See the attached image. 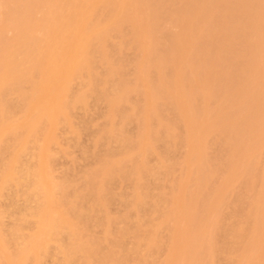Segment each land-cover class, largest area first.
<instances>
[{"label": "bare ground", "instance_id": "bare-ground-1", "mask_svg": "<svg viewBox=\"0 0 264 264\" xmlns=\"http://www.w3.org/2000/svg\"><path fill=\"white\" fill-rule=\"evenodd\" d=\"M108 1H113V0H16V3L19 4L21 2L23 4L22 7L23 8L25 7V9H23V16L20 18L17 16L16 10L13 11L14 8L12 6L9 7V5L5 4V7H4V4L2 5L3 8L5 9V11L2 13V15L0 17V41H2V43H0V44H2V47L0 46V48L3 49V53L1 52L2 58L0 57L1 58V60H0V204L1 205L3 204V206H4L6 204V202H8L10 205L9 206H8V204L6 205L8 207V209L5 206H4L5 210H4V208H3V210L0 209V264H48L49 263V262H47L48 259L51 262V260L54 261L55 258L58 260V262L55 261L57 264H145V263H147V262H145L146 259L149 260L150 256L158 254L159 250H161L160 245H162V243L160 244V237L158 239L157 238L158 235L156 236V234H155L158 231L155 232L156 226H154V224H153V223L156 224V221H155V219H154V221L152 220L153 222L151 221V219H153V217L157 213V211H155L156 210L155 209L154 210L155 212H153V211L151 212V210H152V207H155V205L153 206V204L158 203L157 202L158 199L161 201L160 198H162V197H160V195H158L157 193L154 192L156 190V188L154 191H153V189L150 188L149 183L150 184L152 183L151 185H153V182H149V183L147 182V181H150L149 177L152 178V176H153V181L155 180V178L160 177V173L159 174L157 173L159 176L155 175V177H154V174H156L157 169L155 170V169L151 168V166L148 163V160H150V159H147V158H150V157H148V151H147L148 149L144 150L145 148H143L142 146L141 147L139 146V148L135 147V149H138V150L137 151L135 150L137 153L133 154L134 146L137 145L138 141H140L142 143V141L139 140L140 136L138 138L136 136V138L138 140V141L136 140L137 141L136 142L132 138H124L123 137L124 134H122L121 132L120 133L122 135H120L119 132H118V134L116 132L115 134L120 135V137L119 136L118 137H119L120 141L122 142V148L118 151V153L117 152H115V153L111 152V150L109 151V149L111 148V147H109L107 150L110 152V154L108 153L107 150L105 151V153L102 152L103 154H101V150H98L100 153H99V155L97 153V156H96V158H98L99 161H101V160L103 161L104 157H106V156L108 158L111 157L113 159V166H114L113 168H115V169H112L114 171V174H111V172H110V174L107 172L106 173L103 172L102 174L105 173L104 175H102V174L99 175V173L96 172V171L99 172V170H96L94 172V170H93L94 168L92 169L94 173L89 174L88 172L90 170L87 172L88 174L86 173L87 174L86 176L89 175L91 177V179H93L92 181H94L95 178L97 179V177L99 178V176L101 177V178H99V181H98L99 183L96 182L97 180L95 182H93V184L97 183L93 187H92V184L90 185V183H92L91 180H90L91 182L90 181L86 182L87 179H89L90 177L88 176L89 178L85 179V182L87 183V185L89 183L88 187H86V186L85 187L88 189L92 188V193H91L92 195L90 194L91 199L92 198L96 199L97 197L95 198L94 196H98L99 198L97 200H100V198L103 199V200L102 199L100 200L101 203H104V201H107L106 198H108L107 196H108L109 191H110L109 187L113 183L112 182L110 184V181L113 179L114 176H117V177L121 176L122 178H124V179H122V180H125L124 183H126L127 179L129 181H131V179H133V178H135L138 181V179H140V178L137 179V175H138L137 172H136L137 175L134 174L135 170H137L136 168H139V170L142 169V171L137 170V171H139L138 173L144 171V173L146 174V176H144V174L143 175L139 174L140 176L138 175V177L143 176L146 178L147 176H149V177H147L148 179L146 178L147 181H146V179H143V177H141L145 181L141 182L142 179H140L141 183H139V184L137 181L136 182L132 181L135 183V185H133L135 188V192L133 195L135 202L131 205L128 202L129 201L128 200L127 204L129 203L133 209H136V211L138 210L137 214L140 213V217H139L138 222H129L133 217L130 220H128V222L125 221V223H123V224H125V226L118 223V224H120L121 227L123 226V228L121 231L118 230L119 234L116 233L117 236H116V234L113 235V234L108 232L106 234L107 236H105V238H103L104 242H101L99 239H96L98 237H96V238L94 237L95 236L94 231L96 230L95 228L99 229L98 227H96V225L98 224L96 222L97 215L96 214H90L89 212L91 210L88 209V210H90L88 212V210L86 209L85 205L88 208L89 204L84 205V203L87 202V198L84 197V195L82 194L83 192L82 193L79 192V190L81 191V189H79L80 187H78L79 190L77 189V191H78L77 192V191L72 190L73 187H75V186L72 185L73 187L72 186L69 187L68 186L69 183H68V185H66L67 184L66 180H65L66 181L65 183L62 180L61 181L63 183H61V181H60V183H56L54 181L55 179H53L54 178L53 171H55V169L53 168V170H52L51 158H54V157L56 158V156L52 157L54 154H52V156H51V153L56 152V155H58V153L61 152L63 149V147H62V149H60L59 152H58L59 149H57V151L52 150V149L56 150V147L52 148L53 147L52 145L57 143V135H58L57 133L59 131V129H58L57 133L54 134V132L56 131V129H54V128H56L57 126L56 127H53V126L54 125L59 126L62 124V126L65 125L67 127V129H69L68 127L73 128L72 127L73 122H71V119H69V115H71V114H69V112L71 111V108H73V106H74L73 104H75V101H77L78 103L80 102L79 103L80 107L79 106H77V107L81 108L83 106L81 103H84V105L86 106L85 103L87 102V99H86L88 97L87 95L89 93L91 95L93 93H96L95 95H97V97L95 96L96 99L94 97V99H93L94 101H96V100H98V102L99 101H101V102L102 101L103 102L110 101L109 102L110 104H108V106L111 105V107H109L110 108L109 111L111 109H112V111L108 113L109 115L107 114V118H109V119L116 118L117 119V117L118 118L120 117V120H121L124 117V114L127 113L125 110L126 109L125 107H127L126 105L131 104V102L128 103L126 101L129 99L125 98V96L127 95L125 92H128L130 90V93H128V94L131 95V91L137 89V88L135 89L133 86V90H131L132 85H130L131 86L130 87L129 84H132V83L129 81L130 78H128L130 76H127L128 70L126 71V69H125L127 67L124 68V66H121V64L119 66L116 64L117 58L115 57L114 54L112 55V51H110V53H108L111 55H108V54L103 55L102 54L103 58H101V60L103 61V59H104L105 61H103V62L107 63V64L105 63L107 65V68L105 70L106 71L105 74L102 75L103 78L99 79V77L101 78V75H100L101 73H99L100 76L98 77V80H97L96 76H98V73L95 72V73H97L96 76L94 73V71H95L94 69H96V67H97V66L94 67V65H97L96 64L97 59L99 60V57H95L94 55H95V52H98L100 50V48L102 49V45H103V44H101V42L103 43V40H102L103 37L102 36H104V35L111 36V34H114V33L116 34V32L118 31V28L115 25V19H114L112 12L118 6H120V11H121L120 22L125 23L129 20L130 10H133L132 7H130L131 2L142 1V0H120V2L117 4V7L114 10L112 8L113 6L112 7L111 6L110 7H108V6L104 7L103 4L105 2L107 3ZM149 1L150 2L152 1V3L154 2V0H149ZM174 1L176 2V0H174ZM177 1L178 2L176 4H174L175 2L173 3L170 1L172 4L175 5V6L173 5V9L175 12H176L175 9H178V8L182 9L184 6L188 5V4H186V5L182 4L181 5V3L178 4L179 0H177ZM156 2H158V0L155 1L154 3H156ZM201 2L203 4V6L206 4V3L204 4L203 1H201ZM215 2H216V0H215ZM230 2H228V4ZM247 2L248 1H246V3ZM186 3H187V0H186ZM194 3H193V5L195 6L196 4H194ZM162 4H163V2H162ZM159 5H161L160 2H159ZM179 5H181V6H179ZM197 5L199 7V3ZM176 6H177V8H175ZM189 6H186V7H189ZM194 6L191 7L193 9V11L195 10L198 13H200L198 11L200 8L197 7L198 9L196 10L195 9L196 6L195 7ZM180 7H182V8H180ZM247 7L248 6H246L245 8H247ZM165 8L166 7L164 4V9ZM191 8L190 9L188 8L187 11H184L185 10V8H184V10H180L181 12L177 10V12H180V13L176 14V17H177V15H179L178 17H180V19L177 17L178 19L175 18V21L180 20V22L182 23L183 26L185 25V22H187V25L190 24V23H188L190 21V20L188 21V18H190V16L193 15V11ZM214 8H215V6H214ZM89 9L100 10L99 12L101 13L102 18L96 19L93 23H89V22H86L85 20H83L82 16ZM201 9H203V8H201ZM171 10L169 9L167 11L171 12ZM239 10H241V9H239ZM182 11H184V12H182ZM195 11H194V15L197 14V12H195ZM247 11H249V9ZM166 14H168V13H166ZM252 15H253V13H252ZM171 16L173 17V15H170V17ZM255 17L257 19L258 15ZM191 18H193V17H191ZM172 20L173 19H171V21ZM251 22L254 23V21H251ZM258 22L259 21H257V23L252 24V26L253 25L254 26L253 27L251 26L252 27L251 30L245 29L246 31H248V34L251 33L250 35L253 38L252 39L253 40L252 45L255 48V53L253 52V54H252L253 57H251L254 60L253 61L254 64L252 65L253 67L250 68L251 75L249 74V76H252V77L251 78L249 77V79L247 78L248 80L245 81L246 76L242 74L244 77V81H242V82H245V84L241 82V79L243 78L241 76L240 77L234 76L236 79V82H235L234 78H232L233 75L231 77L233 79V81L230 78V75H229L230 72L226 73L227 75H229L228 78L224 77L223 75H222L223 76L222 77L219 75L221 72L220 69L216 68V69H218V71H220L218 73V71L215 68H212V69L210 68L212 64H210V66H206L209 64L205 65L206 67H209V69H211L210 71L208 70L209 71L208 75L207 74H205V75L208 78L211 77L210 80L212 82H214V84L216 83V85H217L216 87H218V88H216V90H213V91L211 89L212 93L208 92L210 95H212V98L210 99L211 101L209 100V98L211 96L210 95H207L209 97L206 96L208 101H210V103L208 102V106H209V104H211L212 101H214V104L212 103L211 106L212 105L214 106L212 108L215 109V110L214 109L213 110H214L215 114L218 115V117H220L221 115L224 116L225 122H223V123H226V125L231 126V124H233V125L235 124L234 126H236L237 121L234 123V121H235L234 117L236 116L237 119H239V120L241 119L242 124H244V125L248 124L249 125V126L247 125L248 128L252 132H255V133L259 132L260 123H262L264 120V101H263L264 98L261 99L262 96L260 95L261 93L262 94L264 93V70H262L261 67L258 66L259 62L262 63V60H261L262 58L264 61V26H263V23H261L263 28L259 27L260 25H257ZM170 24L171 25H169V26H171V27H173V25H175V24L177 25V23H175V24L170 23ZM9 26L12 27L14 31H16L15 35H13L12 38L7 37V34H6V29ZM179 27H181V26L179 25ZM188 27H189V25H188ZM169 29H167L168 31L165 30L163 35L160 34V36L162 37L161 41L163 40L162 41L163 44H162V46L160 44V48L162 47L163 49L162 48L160 49L159 46H158L159 49H157V46H155V45H154L155 47L150 46L149 48H147L142 60L140 59L141 60L140 61L141 67H137V69L139 70V68H140V71H142V70L143 71L138 76L141 75L143 77L142 79L145 80V81L143 80L144 86H142L143 83H142V85H140L143 87L145 92L144 91L143 92L137 91L138 99L137 100L135 99V100L139 102V103L136 102L139 105L141 103H144V102L147 103V101L149 102L148 97L149 96L152 97L151 91L153 90L156 92L154 94H158L157 97H155V98L161 97L162 99L161 98L160 99L163 101V104H165V106L167 107V108L164 107V110L167 109L166 111H168L169 104L171 102L174 103V101H175L176 108L178 109V114L181 113L180 119L181 118L182 119L179 121H181L182 123L184 122L186 124V122H187L186 117L188 115V114H186V110H190L189 107L191 108L192 107L191 104L194 103L193 102V93H194V90L196 88V87H194V85H195L194 83L198 84L197 80H194L195 78L192 79V80H194V83H193V81L190 80L191 77L193 78V76H192L193 71L190 72L191 74H188L189 72H187V75H188L187 79L186 80L184 79L185 82L187 81L188 84H185L184 82H183L184 83L183 84L182 81H178V82L182 83V85H181L182 93H180V95L178 97V96H176V94L180 90V87L176 86V83H178V82H175V80L172 81L173 79L172 80L167 79L168 75L166 76V72H165V77H162L164 74L161 76V73L159 70V68H161V67L158 68L159 71L157 70L161 77H159L157 75L159 77L157 79H156L157 76L155 77V79H154V77L149 78V75L151 73H150V71L148 72L145 69L146 68L145 65H147V67L149 65L148 59L150 57L155 59L154 62L156 64V66H158V65L161 66L166 59L165 58L166 55L170 54L172 52L170 50L171 49L173 50V47H174V50L172 53H174V51L177 52V50H179L178 47L180 46L179 43L185 38L187 39V40L186 39L184 40L187 43V44H185L186 46L191 44V42H194L196 45L199 44L198 40H197L198 43L196 42L197 37H199V35H197L198 32L194 33V34H196L195 36H197V37H195V36L191 35V32L188 33L187 31H185V30H187V28H186L184 30L187 33L186 36H185V33H184V35L179 36L178 34H175L176 32L174 33L172 31H169ZM178 29L181 30V28H178ZM181 31L183 32V30H181ZM191 31H193V30H191ZM243 31H241V32H243ZM182 32H181V34H182ZM146 34L144 35L142 30L140 32L133 34L134 36L137 37L136 40L134 41V44H132V47H134V49L137 50V52L134 51L135 53H139L138 49L139 48L142 49L145 46ZM246 34H247V32H245V34L243 32L242 35L246 36ZM127 36H129V35L122 34L120 38L126 39V38H128ZM130 38H132V37L130 36ZM201 40L202 39H200V43H203V42H201ZM220 40H223V39L221 38ZM236 40H237V38H236ZM84 43H89V45H84ZM122 43H124V42H122ZM184 43L182 41V44H184ZM178 44H179V46H178ZM140 45L142 47H139ZM185 45H183V46H185ZM252 45H251V47H252ZM115 46L117 47V45H115ZM115 46L113 47L114 49L116 48ZM179 48H181V47H179ZM254 48H252V50ZM201 49H202V47H201ZM215 49H217V48H215ZM225 49H226V47H225ZM217 50H219V49H217ZM169 51H170V53H168ZM209 51H212V50H209ZM204 52L205 51H203V53ZM212 52H211V54H212ZM102 53H104V52H102ZM242 53L243 52H241V55H242ZM246 53H245V56H246ZM120 54H122V53H120ZM137 55H139V54H137ZM186 55H188V54H185L184 60H186V58H187ZM214 55L215 54L213 53V56ZM225 55H224V57H225ZM121 56H123V55H121ZM132 56H134V55L132 54ZM135 56H136V54H135ZM189 56L190 55H188V57ZM204 56H206L205 53H204L203 57ZM248 56H250V55H248ZM248 56H246V57H248ZM94 57L97 59H95ZM114 57L116 58V61H115ZM137 57H135V58H137ZM243 57H244V55L242 56V59L246 58V57H244V58ZM129 58H131V57H129ZM135 58H133V59H135ZM94 59L96 60L95 64H94ZM133 59H129L130 62ZM126 60L128 61L127 58H126ZM228 60H230V59H228ZM99 62H100V60H99ZM122 62H123V59H122ZM124 62H125V60H124ZM181 62L179 63V65L181 64ZM206 62H208V61L206 60ZM185 63L184 64L187 66V64L189 65L190 62L189 63L185 62ZM215 63L217 64V62H215ZM215 63H213V66ZM125 64H127V63H125ZM128 67H130V66H128ZM215 67H218V66H215ZM183 68L185 69V67H183ZM186 68H188V67H186ZM226 68H227V71L231 70V69H228V67H226ZM99 69H100V67H99ZM102 69H104V67ZM144 70H146V71H144ZM197 70L195 73L198 74V77H201V76H199L200 72H197ZM224 70H223V72H224ZM97 71H98V69H97ZM186 71H188V70H186ZM203 71H205V70L203 69ZM203 71H201V72H203ZM235 71L233 73H235ZM100 72H103V71L100 70ZM161 72L163 73V71H161ZM206 72H207V70L204 73H206ZM148 73H150V74L148 75ZM221 74H223V73L221 72ZM236 74H237V72L235 73V75ZM78 75L83 76L82 80H84L85 78H86L85 81L87 80V84H85V82H81V83H84L86 85V86L84 85L85 87L82 84H80L81 86H83V88L80 87L81 88L80 90L76 89L79 92L76 90L74 91V89L69 88V83L73 82L75 80V78L78 77ZM184 77H186V75ZM198 77H197V79H198ZM229 78L232 81L231 83H229L230 80L229 81L227 80ZM133 79H135V78L133 77ZM133 79H131V81ZM136 81L140 82L139 79ZM136 81L135 80L132 81L133 84H134V82L136 83ZM212 82H210V83L212 84ZM79 83H80V81H79ZM80 85H78L77 88ZM234 85H236V86H234ZM98 86L100 87V89H97V88H99ZM128 86L130 87V89L128 88ZM70 87L73 88L72 86H70ZM69 90L74 91V94L76 92V95H77V96L74 95V97H72V98H75V96H76V98L74 99L75 101L71 98L74 101V103L72 101V104L70 103L71 100H69V97H71L73 94L69 95L72 93ZM243 90H244L245 94L248 92L250 93V94L249 93L247 94L249 96L247 99H243V97L246 98L247 96H244V95H243V97L240 96ZM149 91H150V93H149ZM9 92L10 93L14 92L13 96L17 95V98L15 99V101L13 100V98H10L11 96H9V95H8L9 97L7 96V94ZM213 92H214V94H213ZM77 93H79V94H77ZM244 93H242V94H244ZM148 94H150V95L148 96ZM68 95H69V97H68ZM92 96H94V94ZM128 96L129 95H127L126 97H128ZM6 97H8V98H6ZM135 97L137 98V96H135ZM115 98H118L116 100H120V102L118 104L117 103L115 104V102L112 103V99H114V101H115ZM195 98H194V101H195ZM7 99H9V101H7ZM11 99L13 101H11ZM94 101H92V102H94ZM98 102H95V103L97 104ZM90 103L91 102H89L87 104L90 105ZM145 103H144V105H145ZM173 103H171L170 108H172ZM139 105L138 106L135 105L134 112H132V110H133L132 109L131 110L132 113L130 112L131 114L129 115V112H128L127 116H125L124 119H122L123 120L122 123L124 125L125 124L127 125V123L129 125V123L133 122L132 120H134V122L137 121L138 122L137 124H139V125L140 124H143V125L148 124L147 119L149 120V117L151 116V113H152V112H150L151 111V104L149 105V103H148V104H146V107H143V108H142V104H141V107ZM208 106H207V108H205V111L202 114V116H204V117L207 116L208 112L210 111V109H208ZM82 108H84V107H82ZM206 109L208 111H206ZM72 111H71V113H72ZM89 112H91V111H89ZM86 113H87V111H86ZM162 113L164 114V112H162ZM121 114L123 117H121ZM156 114H158V113H156ZM169 114H170V112H169ZM72 115H73V113H72ZM179 115H178V117H179ZM237 115H240L241 118ZM71 116H70V118H71ZM92 116H93V114H92ZM101 117H102V115H101ZM153 118H155V117H153ZM91 119H89V120H91ZM93 119H94V117H93ZM109 119H107V120H109ZM165 119H166V117H165ZM45 120L47 122V126L49 127L48 128L45 125L47 131H44V128L42 129V127H41L42 124L44 123L43 121H45ZM72 120H74V119H72ZM79 120H80V118H79ZM82 122H83V120H82ZM154 122H155V120H154ZM181 122L178 125H181ZM57 123H59V124H57ZM74 123H75V121H74ZM150 123L155 124L153 122H150ZM177 123H178V121H177ZM82 124H84V122ZM76 125L77 124L75 123L74 128L78 129L79 125H77L78 127H76ZM124 125L123 126L121 125L120 127H123L122 129H124L125 128ZM160 125H163V123H161ZM168 125H166V126L163 125L164 127L162 126V128L158 127L159 128V134L162 133L163 136L159 135L158 133L156 134V136L159 135V137L157 136L158 142L162 141L163 148H164V151H163L164 156L167 158L169 155V157H170L171 152H172V151L170 152V150L173 149L172 148L173 146H175V147L180 146L181 147V146H184L186 143L184 148H186L188 146L189 148L188 147L187 148L190 149V151H187V153H189V155L187 157H185V158H187V160L185 161V158H183V161L185 162L184 168L187 169V167H188V170H189V168L192 166V163H194L193 161L196 159L195 156H197L198 158L202 157L200 159L201 162L199 161V164L198 163L197 164L201 165V167L204 166V169H202V168H200V170L195 169V171H199L196 173V172H193L192 167H194V166H192L189 170V174H188V172H187V174H185L187 177L185 176V178H184V176L183 177L181 176L182 178L179 177V179H180L179 181H178V179H176V182L174 181L176 183L175 185L173 183L174 186H172L173 188H171V190L174 192V194H173L174 196L173 197L171 196L173 199L169 200V202L170 201H172V202H170L169 207H166V209L162 211L163 221L161 220V218L158 219L159 221L161 220L163 223H166V225L169 226V228H167L169 231L168 232L169 234L167 233L168 237H166L167 241H165L166 242L165 244L168 243L167 245L169 246V249H168L169 251H168V255H166L167 259H165L164 263L160 261L161 264L162 263L163 264H177L178 261L179 262L181 261L180 263L178 262L179 264H187V263H189V264H202L203 262L202 263L199 262L200 259L198 258V256L199 257L202 256L203 250L200 247L201 251L199 252L197 247L201 243V240L203 242L204 241L203 239H205L206 237L208 238V237L213 236V235L217 236L220 239L219 244L224 243L225 246L228 245L226 247H228L229 250H232V251L235 250L236 252H237V250H242L245 254L246 250L248 251V249L251 248L250 249L251 251L249 250V253L247 255L243 254L245 257L246 264H255V263L256 264H264V237H262L260 235L261 233L257 234L259 237L254 235L255 238L252 239V238H250L249 231L246 230L247 228L243 227V225H242L243 223L242 224L228 223L227 222L228 220L225 221L227 219L226 218L224 220V222L225 223L227 222L228 224L227 223H226L227 225L224 224V222H223L224 218L221 217L222 214L220 215L221 209L216 208L215 205H213V207H215L218 210V212H215L216 214L212 216L213 218H211V219H213V220H211L212 221V225H211L212 227L210 226V227H208L210 229L207 228L206 229L207 231L206 230L203 231L204 234L201 232V229H200V231H198L199 233H196V235H194L195 229L193 231V227H194L193 223L197 220V218H196L197 214L201 213V212L199 213V211L197 210L195 203L198 202V204H199L200 201L202 203H205L203 201H205L204 199L206 198V200L210 202V204H208V205H212L213 203H211V202H215L217 199L214 197V193H212L213 195L210 193L213 197L212 196L205 197V194L207 195V193H206V191H204V189L208 186L206 188V190L211 192V190L214 189L213 192L215 191V195H217L216 189H218V188L215 187V183H216V180L217 181L219 180L218 179L219 176H221V175L223 176L222 173L220 174V172H223V171H218V172L214 171V174H219V175H214L215 177L218 176L217 179L213 175H210L209 173H208L209 175L206 174L207 168L210 167L207 165V164H209L208 161L209 162L211 161L210 162V164H211L214 160V159L212 160L211 158H213V157L216 158L218 165H220V166H222L223 159H224V161H226L225 158H227L228 162H229V165L227 164L229 170L235 169V167H238V168L243 167V168H239V172H240V169L242 170L241 171L242 174L239 176L240 178L237 177L242 182L240 181V184H238L239 180L237 179L238 181L236 183L238 185L234 184V185H236L235 187H234V185L232 187L233 183L232 184H230V183L235 182L234 178H236V176L234 177V176L230 175L233 178L232 179L233 181H231L229 179L230 183H228V184H230V187L234 188V190H233L234 193L231 192L232 189L230 190V192L233 193V195L235 196V197L234 196L233 197L235 199L233 198V200H231L232 199L231 198L228 200H231V203H235V204L236 203H239V204L246 203V200L249 201L251 197L253 198V196L251 194V193H253V195L255 194L254 197L255 196H257V197L253 198L254 202H252L253 201V199H252L251 205H252V207L255 206L256 210H255V208H253L254 211H258V213H260V214H264V203H261L262 193L260 192V190L262 188L264 189V180H260L263 177L261 175V172H259L261 169L260 170H258V169L261 168V166H263V165L260 166L258 163H256L258 166H260V167H256L257 168L256 169L255 166L253 165L255 162L253 163V162L247 161V163H246V159H247L246 157H243V158H245V160H243L242 162L237 161V159H236L237 147H236V143L233 139L228 140V142L229 143L231 142V143H230V148H229V152H228L229 154L225 155L226 156L225 158H222V160L220 161L219 159H221V158L219 156H221V155H218V154L216 157L214 155H213V157H210V155H207V152L210 151L211 146L206 145V143H205L206 139L208 138L207 136H209L207 132L205 133V132L196 130V127L194 125H191V127L195 128V129L190 130L186 135L184 134L185 135L184 136L181 133L182 131H180L181 126H178V125L177 126L176 125L168 126ZM118 126H119V122H118ZM156 126H158V125H156ZM174 126H176V127H174ZM237 126H239V125H237ZM105 127H106V125H105ZM139 127H141V126H139ZM139 127H138L139 132H141L140 129L142 127L141 128H139ZM99 128H100V126H99ZM117 128H119V127H117ZM155 128H157V127H155ZM181 128L183 129V127H181ZM148 130L145 131V133L147 135L149 133ZM102 131L104 132L103 129H102ZM41 132L43 134H41ZM122 132H123V130H122ZM142 132H144V130H142ZM156 132H158V131H156ZM208 132H210V131H208ZM214 132H217V131H214ZM219 132L221 133V131H219ZM222 132H223L222 134L226 133V131H223V129H222ZM100 133L102 134V132H100ZM39 134H41L43 136V137L41 136L43 138V141H41L42 143L39 140L40 138L38 139ZM103 134L106 136L108 134V136H109V131L107 134L106 133H103ZM209 134H210V136H212L211 133H209ZM104 135L102 137H104ZM125 135H127V134L125 133ZM118 137H116V138L118 139ZM58 138H60L59 135H58ZM77 138H79V137L77 136ZM99 138H98V142L101 143L102 139L100 138L101 141H99L100 140ZM107 138H104V140ZM219 138H220V135H219ZM222 138L227 139L228 137L224 138V136H223ZM119 139H118V143H119ZM211 139H213V138H210V140ZM58 141H60V140L58 139ZM94 141H96V143H97V140H94ZM108 141H109V139H108ZM219 141L216 140V142H219ZM37 142L39 144H37ZM105 142L108 143L106 140H105ZM110 142H112V141H110ZM181 142L184 143V145L183 144L180 145ZM211 142H213V140H211ZM57 144L59 146L60 143L58 142ZM214 144L215 143H213V147L215 146ZM216 144H218V143H216ZM224 144H225V142H224ZM224 144H223V146H224ZM100 145L101 144L96 146V148H98ZM104 145H107V144H104ZM54 146H56V145H54ZM58 146H57V148H58ZM102 146H103V144L101 145V147ZM207 146H209V149ZM60 147H61V145H60ZM104 148H106V147H104ZM179 149H181V148H179ZM214 150H215V148H214ZM96 151L97 150H95V153H96ZM112 151H114V149ZM177 151H179V150H177ZM192 151L195 154H192ZM8 153L10 155V158H9L10 160L7 159V161H5L3 163L4 160H2L3 159L2 156L6 155ZM208 154H210V152ZM91 155H93V154H91ZM95 155L96 154H94V156ZM150 155H152V154H150ZM6 156H8V155H6ZM6 156H5V159H6ZM206 156H209L210 159L207 160L208 158ZM190 157H191L192 162L189 161ZM193 157L195 159H193ZM171 158H173V157H171ZM262 158H263V156H262ZM260 159H259V161H260ZM196 160L198 161L199 159H196ZM257 160H258V158L256 159V161ZM104 161H106V160L104 159ZM108 161H110V160H108ZM217 162H216V164H217ZM228 162L226 161V163H228ZM98 163L99 162H97V164ZM226 163H224V164H226ZM250 163H252V165L254 166L253 168H251ZM102 164H104V163H102ZM179 164H181V163H179ZM195 164H193V165H195ZM213 164L215 165L214 162L212 163V165ZM111 165H112V163H111ZM182 165H183V163H182ZM98 166L99 165H97V167ZM171 166L174 167L173 165H171ZM171 166H169V168H166L169 171V172L167 171L166 174H169L170 172L173 173V171H170ZM224 166H222V167L225 168L226 166L225 167ZM229 166H230V168H229ZM101 167L103 168L102 165H101ZM157 167H155V168H157ZM195 167L199 168V166L197 167L196 165H195ZM102 168H99V169L102 170ZM215 168H216V166H215ZM133 169H134V172H132V173L136 176L131 178L133 176V174L130 176V174H131L130 171H133ZM158 169H159V167H158ZM166 169H165V171H166ZM201 169L203 170L202 173H201ZM173 170H175V168ZM215 170H217V169H215ZM108 171H111V170H108ZM154 171H155V173H154ZM158 171L159 170H157V172ZM85 172L86 171H84L83 174ZM181 173L182 172H180V174ZM184 173H183V175H184ZM240 173H238V174H240ZM252 175L256 176V177H257V175H260V178L257 177V178H259L258 183L260 182V185H257L255 187L256 182L252 185L255 188L260 187V188H258L259 190L257 192L258 193L260 192L261 196H259L258 193L257 194L254 193L256 189L253 188V186L251 185V183L254 182L251 179L252 178L256 179V180H258V179L254 178ZM65 176H67V175H65ZM165 176H168V175H164V177ZM251 176H252V178H251ZM162 177H160V178H162ZM211 177L215 181H213ZM223 177H225V176H223ZM231 177H229V178H231ZM55 178H56V176H55ZM81 178H84V177L81 176ZM225 178H228V177H225ZM60 179H62V178H60ZM157 179H159V178H157ZM181 179H183V180H181ZM221 179L223 180V178H221ZM249 179H250V181H249ZM82 180H81V184H83ZM210 180H212L213 183ZM229 180H227V181L229 182ZM248 181L250 182L249 184H248ZM70 182H72V180ZM209 182H211V183H209ZM218 182L216 183V186H218ZM221 182L224 183V180ZM221 182H219V183H221ZM225 182H226V180H225ZM209 184L210 185L213 184L214 188L213 187L211 188L209 186ZM223 185H222V187H223ZM226 185H227V183H226ZM249 185H251V186H249ZM151 187L153 188V186H151ZM225 187L221 188V186H220V190L223 192L222 189L225 190L226 189ZM209 188H211V190ZM249 188L250 189L252 188L255 190L252 192ZM227 189H226V192L228 191ZM203 191H204V194H202ZM217 191L220 193V194L219 193L218 194L221 195L222 192H220L219 190H217ZM71 192L73 195H71ZM230 192L228 191V194L231 197ZM247 192L249 193V195H251V197L248 196ZM5 193H8V194L6 195ZM111 193H112V191H111ZM224 193H222V194H224ZM246 193H247V195H246ZM66 194H68V195L66 196ZM113 195L114 194H111V196H113ZM219 195H217V198ZM68 196H70L71 199H73L74 201L69 199L70 197H68ZM225 196H226V198L228 197L227 195H225ZM225 196H223V198H221L222 196H219L221 198V199L219 198L221 200L219 202H221L222 204L224 203L223 199ZM245 196H246V198H245ZM247 197L249 199H247ZM258 197L261 199H259ZM6 198L9 201L8 200L6 201L5 200ZM67 198L69 199V202L71 203V205L67 201L68 200ZM114 198H115V196H114ZM134 199L132 200V202L134 201ZM258 199L260 200V202H258L259 201ZM3 200L6 201L5 204H4V202L3 203L1 202ZM112 200H114V199H112ZM115 200H114V202H115ZM244 200H245V202H244ZM256 200H258V201H256ZM110 201H111V197H110ZM118 201H121V200H118ZM122 201H124V200H122ZM130 201H131V199H130ZM91 202L92 201H90V203ZM108 202H109V200L107 201V203ZM229 202H227V203H229ZM97 203L98 202H96V206L98 207ZM163 203H164V200H163ZM249 203H250V201H249ZM106 204L101 205V207L106 206ZM129 204H128V206H129ZM1 205H0V207H1ZM125 206H127V205H125ZM128 206H127V208H128ZM159 206H158V208H159ZM239 206H242V205H239ZM131 207H129L128 210L126 208H123V209H126V211L131 212V211H133L132 209L130 210ZM210 207H208V208L211 209ZM220 207H222V205ZM92 208H95V206ZM203 209H205V207ZM247 209L249 211V207ZM253 209H251V206H250V211L246 215L248 218L249 217L252 218V216H250V214H252ZM251 210H252V212H251ZM96 211H97V209H96ZM108 211H111V210H108ZM201 211H203V210H201ZM205 211H208V209H205ZM211 211H212V214H214V212H213L214 210L212 209ZM13 212H15V215H14L15 216V220H14L15 223H13V219H14L13 218L12 219V223H13L12 225L13 226L10 227L11 226L10 225L9 230H8V228L5 227L6 223L4 224V222L6 221V218L9 219L12 216V214H14ZM93 212H95V210ZM97 212H99V211H97ZM128 212H126V213H128ZM100 213H103V212H100ZM109 214H110V212L108 213V215ZM137 214H135V215H137ZM253 214H255V213L253 212ZM104 215H105V213H104ZM130 215L128 216V218L131 217L133 214L131 216ZM136 218L138 219V217H136ZM4 219H5V221H4ZM30 219H32V220H30ZM109 219H113V217L108 218L107 220H109ZM29 220H30V222H29ZM199 220H200V218H199ZM27 221L30 224H25V223H28ZM101 221L103 222V220H101ZM110 221L111 220H109V223H110L109 225L111 226V222L113 223V221H111V222ZM31 222L33 223V226H32ZM102 222H100V223H102ZM241 222H243V221H241ZM104 224H103V226H104ZM113 224H112V226H113ZM25 225L26 226L27 225L32 226V227L30 226L31 229H30L29 233L26 232V231H28V228H27V230H25L26 228L24 229V227H26ZM106 225L108 226L107 223H106ZM244 225H246V224H244ZM103 226L102 227L100 226V228H106L107 227V226L106 227L105 226L103 227ZM27 227H29V226H27ZM121 227H119V228H121ZM108 228H111V227H107V229ZM114 228H116V227H114ZM157 229H160V228H157ZM176 229L180 230V233L183 234V236L187 237L186 240L183 239L186 242H188L187 240H189V239H191V241H192V236L194 235L193 236L194 242L192 241L191 245H189V246H187V245L185 246L184 245V244H186L185 242L182 245L179 244V241L174 242L173 241V237H174L173 234L175 233ZM191 230L193 231V235H192ZM24 231L26 233H24ZM98 231H96V233H98ZM248 234H249V236H247ZM99 235H100V232H99ZM97 236H98V234H97ZM254 236L252 235L251 237H254ZM102 237H103V235H102ZM127 238L129 241L133 240V242L130 244V245L133 244L132 248H128V246H126V245H128L126 243V242H128V241H126ZM166 238L162 237L161 239L166 240ZM229 239H231V240H229ZM134 240H135V244H134ZM199 241H200V243L198 244ZM161 242H163V244H164V241H161ZM225 242H227V244ZM195 243L198 245H196ZM52 244L57 246V249L54 253L50 252V249L52 248L51 247ZM186 247H187L188 251H191V253L189 252L190 260H188L189 259V254H187L188 251L186 253L188 258H186V255H183V257L181 256L182 251H184L186 249ZM202 247H204L203 244H202ZM185 251H184V253H185ZM166 254H167V252H166ZM50 258H53L54 260L50 259ZM182 258L187 259L186 263L182 262L184 260V259L182 260ZM232 258H233V256H232ZM188 261H190V262H188ZM184 262H185V260H184ZM232 263H233V261H232Z\"/></svg>", "mask_w": 264, "mask_h": 264}, {"label": "rangeland", "instance_id": "rangeland-1", "mask_svg": "<svg viewBox=\"0 0 264 264\" xmlns=\"http://www.w3.org/2000/svg\"><path fill=\"white\" fill-rule=\"evenodd\" d=\"M2 1V2H1ZM155 1H157V0H154V2ZM163 2V4H162V2ZM165 1V2H164ZM175 2L174 0H158V2H156V3H152V1L150 2L149 0H142V1H134V2H131V4H130V7H132V9L133 10H130V17H129V20L127 21V22H125V23H123V22H120V16H121V11H120V6H118L117 7V4L120 2V0H113V1H108L107 3L105 2L103 5H104V7L105 6H108V7H112L113 8V16H114V19H115V25L117 26V28H118V31L116 32V34L114 33V34H111V36H108V35H104V36H102L103 37V43L101 42V44H103L102 45V49L100 48V50L98 51V52H95V57H99V60H100V62H99V60L97 59V58H95V59H97V63L95 62L96 60L94 59V64L96 63L97 65H94V67L95 66H97L96 67V69H94L95 71H94V73L95 72H97L98 73V76H96V74L97 73H95V76L97 77V80H98V77L101 75V78L99 77V79H102L103 77H102V75H104L105 74V70H106V68H107V63L106 62H103V61H105L104 59H103V61L101 60V58H103V55L104 54H108V53H110V51H112V55L114 54L115 55V57L117 58V61H116V58L114 57V59H115V61H116V64L119 66L120 64H121V66H124V68L125 67H127V68H125L126 69V71L128 70V75L127 76H130V77H128V78H130L129 79V81L132 83V84H129V86L130 85H132V88H131V90H133V86H134V88L136 89V90H133V91H131V95L130 94H128V93H130V90L128 91V92H125L127 95H129L128 97H126L125 96V98L127 99H129V100H126L128 103H130L131 102V104H128V105H126L127 107H125L126 109V112L127 113H125L124 114V117L125 116H127V114H128V112H129V115L132 113V112H134V107H135V105L136 106H138L139 104H137V103H139L138 101H136L137 99H138V93H137V91L139 92H143L144 91V89H143V87L142 86H144V82H143V80L144 79H142L143 77L140 75V76H138L142 71H140V68H139V70L137 69V67H141V64H140V61L142 60V58H143V56H144V54H145V52H146V50H147V48H149L150 46H157V49H159L160 48V44H161V46H162V44H163V40L161 41V39H162V37L160 36V34L161 35H163L164 34V31L165 30H167V29H169V31H172V32H176L175 34H178L179 36H181V35H184V33H185V36H186V32L185 31H187L188 33H190L191 32V35H193V36H195L196 34H194V33H196V32H198V34L197 35H199V37H197V36H195V37H197V39H196V42L198 43V41H199V44H195L194 42H191V44H189L188 46H186L185 44H187L186 43V41H184L185 39H183L182 41H183V43L184 44H182V41L179 43L180 44V46H179V44H178V46L179 47H181V48H179L178 47V49L179 50H177V52L176 51H174V53H172L173 52V50H174V47H173V50L171 49L170 51H172L171 53H170V51L168 52V53H170V54H167L166 55V59H165V61L163 62V64L161 65V66H156V64H155V59H153L152 57H150L149 59H148V63H149V65H148V67H147V65H145V69L149 72L150 71V73H148V75H149V78H153L154 77V79H155V77L158 75L159 77H161L163 74V76L162 77H165V72H166V76L168 77L167 79H170V80H172V81H174L175 80V82H178V81H182V83L184 82L185 84H188L187 83V81L185 82V80L187 79V72H189L188 74H191L190 72L191 71H193L192 72V76H193V78L191 77V81H193V83H194V80H197V83L198 84H196V83H194L195 85H194V87H196L195 88V90H194V93H193V102L194 103H192L191 104V108L189 107V109L190 110H186V114H188L187 115V117H186V119H187V122H186V124L183 122H181V121H179V120H181L180 119V117H181V113H179L178 114V109L176 108V103H175V101H174V103L173 102H171V103H173L172 104V108H170L171 107V103L169 104V107H168V111L170 112V114H169V112L168 111H166L167 109H165L164 110V107L165 108H167L166 106H165V104H163V101L160 99V98H155V97H157V95L158 94H154V93H156L155 91H151L152 93H151V96L152 97H150L149 95L150 94H148V98H149V102L147 101V103H145V105H144V103H141L142 104V108L143 107H146V104H148L149 103V105L151 104V111L150 112H152L151 113V116L149 117V120L147 119V121H148V124H146V125H143V124H137L138 122L136 121V122H134V120H132L133 122L132 123H129V125H128V123H127V125L125 126L122 122H123V120L122 119H124V117L122 116V114H121V117H123L121 120H120V117L118 118L117 117V119L116 118H113V119H109V118H107V114L109 113V112H111L112 111V109L109 111V107H111V105L110 106H108V104H110L109 102L110 101H106V102H101V101H99L98 102V100H96V101H94L93 99H94V97L96 96L97 97V95H95L96 93H93L94 94V96H92L90 93L87 95L88 97L86 98L87 99V102L85 103L86 104V106L84 105V103H81L82 105V107H84V108H79L80 107V102L78 103L77 101H75L74 99L76 98V92H75V94H74V91L76 90V89H78V90H80L81 88L80 87H82L83 88V86L85 85V84H87V80L85 81V79L84 80H82L83 79V76H79L78 75V77H76L75 78V82L73 81V82H71V83H69V88L70 89H74V91H72V90H69L70 92H72L71 94H69V95H72L71 97H69V95H68V97H69V100H71L70 101V103L72 104V101L74 100L75 101V104H73L74 106H73V108H71V111H72V113H73V115H72V113H71V111L69 112V114H71V115H69V119H71V122H73V128H70V127H68L69 129H67V127L65 126V125H63L62 126V124L61 125H54L53 127H56V128H54V129H56V131L54 132V134H56L57 133V130L59 129V131H58V135H59V137L60 138H58V135H57V143L59 142L60 144H59V146H58V144L57 143H55L54 145H56V146H54V145H52L53 147L52 148H55L56 147V150L55 149H52L53 151H57V149H59L58 150V152L60 151V149H62V147H63V149H62V151L61 152H59L58 153V155H56V152H52L51 153V156H52V154H54L52 157H54V156H56V158L54 157V158H51V164H52V170H53V168L55 169V171H53V176H54V178L53 179H55L54 181L56 182V183H60V181L62 180L64 183L66 182L67 184L66 185H68V183H69V187H71L72 185L73 186H75V187H73V189L72 190H74V191H77V189H78V187H80L79 189H81V191L79 190V192L80 193H82L83 195H84V197H86L87 198V202L86 203H84V205L85 204H89L88 205V208H87V206L85 205V207H86V209L88 210V209H90V210H88V212L90 213V214H96L97 215V220H96V222L98 223L97 225H96V227H98L99 229H97V228H95L96 230L94 231V237L96 238V237H98V238H96V239H99L101 242H104V240H103V238H105V236H107L106 234L109 232V233H111V234H113V235H115L116 233H118V230L119 231H121L122 230V228H123V226L121 227L120 226V224H122V225H124L125 226V224H123V223H125V221H127L128 222V220H130L132 217V219L129 221V222H138V220H139V217H140V213L139 214H137V211H136V209H133L131 206H130V204L132 205L134 202H135V199H134V192H135V188H134V186L133 185H135V183L134 182H132V181H137L135 178H133V177H135L137 174L139 175V174H141V175H143L144 174V176H146V174L144 173V171L143 172H140V173H138L139 171H142V169L141 170H139V168H136L137 170H139V171H137V170H135V172H134V169H133V171H130L131 172V174H130V176L133 174L132 172H134V174H136V172H137V174L136 175H134L133 174V176L131 177V178H133V179H131V181H129L128 179L126 180V183H124L125 182V180H122V179H124V178H122L121 176H114L113 177V179L110 181V191H109V194H108V198H106V200L108 201L109 200V202L107 203V201H104V203H101L100 202V200L102 199V198H100V200H97L99 197L98 196H94L96 199H91V193H92V188L90 189H88V188H86V187H88V185H89V183H88V185H87V183L86 182H89L90 180L92 181L93 179H91V177L89 178L88 176H86L88 173L89 174H92V173H94L96 170H99V172L98 171H96L97 173H99V175L100 174H102L103 172H107V173H109L110 174V172H111V174H114V171L112 170V169H115V168H113L114 166H113V159L111 158V157H104V159L106 160V161H104V159H103V161L101 162V161H99L98 160V158H96V156H97V153H98V155H99V151L98 150H101V154H103V153H105V151L109 148V147H111L110 149H109V151L111 150V152H117L118 153V151L122 148V142L120 141V139H119V137H120V135H122V134H124V138H132L134 141H136L137 140V138L139 137V140H141L142 141V143L140 142V141H138V143H137V145H135L134 146V151H133V154H135V153H137L136 151L138 150V149H135V147L136 148H139V146L141 147H143V148H145L144 150H146V149H148L147 151H148V157H150V158H147V159H150V160H148V163H149V165L151 166V168H153V169H157V170H159L158 172H157V170H156V174H154V177H155V175H158L159 173H160V177H164V175H168V176H165L163 179L162 178H160V177H157V178H159V179H157V178H155V180L153 181V176H152V178H150L149 176H147V177H149V180L150 181H147V179L145 178V177H143V176H141V177H143V179H146V181L149 183V182H153V185H151L150 183H149V185H150V188L151 189H153V191L155 190V188H156V190L154 191L155 193H157L158 195H160V197H162V198H160L161 199V201L158 199V203H152L153 204V206L155 205V207H152V210H151V212L153 211V212H155V211H157V213L154 215V217H153V219H151V221L153 220L154 221V219H155V221H156V224L155 223H153L154 224V226H156L155 227V232L156 231H158V232H156L155 234H156V236H157V238L159 239V237H160V244L162 243V245H160L161 246V250H159V252H158V254H156V255H152V256H150V258H149V260H147L146 259V261L145 262H147V263H145V264H161V262H165V259H167L166 257V255H168V249H169V246L167 245V244H165L166 242L165 241H167V238L166 237H168V229L167 228H169V226L168 225H166V223H163L162 221H163V214H162V211L163 210H165L166 209V207H169V204H170V202H172V201H170L169 202V200L171 199H173L172 197L174 196L173 194H174V192L171 190V188H173L172 186H174L176 183V179H178V181L180 180L179 179V177L180 178H182L183 176H184V178H185V174H187V172H188V174H189V170H190V168L192 167V166H194V167H192V170H193V172H199V171H195V169L196 170H200V168H202V169H204V166L203 167H201V165H198L199 164V161L201 162V158L202 157H200V158H198L197 156H195L196 157V159H199L198 161L193 157V159H195L193 162L194 163H192V166L189 168V170H188V167H187V169L186 168H184L185 167V165H184V161H183V158H185V157H187L188 155H189V153H187V151H190V149H188L187 147L186 148H184V146L186 145V143H185V145H184V143H182L181 142V144L180 145H184V146H173L172 148V150H170V152H171V155H170V157H169V155H168V157L166 158L165 156H164V148H163V144H162V141L161 142H158V137H159V135H162L163 136V134L162 133H160L159 134V128H162V126L163 125H168V126H173V125H178L180 122H181V125H178V126H181V127H183V129L180 127V131H182L181 133H182V135H186L190 130H194L195 128H192L191 127V125H194L195 127H196V130H199V131H202V132H207L208 133V135L209 136H207L208 138L206 139V145H209V146H211L210 147V151H208L207 152V155H210V157H213V155L216 157L217 156V154L218 155H221V156H219L221 159H219L220 161L222 160V158H225L226 156L225 155H228L229 153V148H230V143L228 142V140H234L235 141V143H236V147H237V151H236V153H237V157H236V159H237V161H243V160H245V158H243V157H246L247 159H246V163H247V161L248 162H255L253 165L255 166V168L256 167H260L261 165H263V166H261V168H259L258 170H260L259 172H261V175H262V179H260V180H264V120H263V122L262 123H260V130H259V132L258 133H255V132H252L249 128H248V126L245 124H242V122H241V119L239 120V119H237V117L235 118L234 117V123L237 121V124H236V126H234L233 124H231V126H228V125H226V123H223V122H225L224 121V116H220V117H218V115H216L215 114V112H214V108H212V107H214L213 105L211 106V104L213 103L214 104V101H212L211 102V104H209V106H208V102L210 103V99L212 98V95H210L208 92H210V93H212V91L213 90H216V88H218V87H216L217 85H216V83L214 84V82H212L211 80H210V78H208L205 74H207L208 75V73H209V71L212 69V68H218V69H220V71L223 73V74H221V72L220 71H218V69H216L217 71H218V73L220 72V76H224V77H229V75H230V78L232 77V75H233V77L232 78H234V80H235V82H236V79H235V77H237V76H241V77H243V75H245L246 76V78H245V81L246 80H248L249 79V77L251 78L252 76H249V74L251 75V71H250V68L251 67H253L252 65L254 64V60H253V58H251V57H253L252 56V54H253V52L255 53V48H254V46L252 45V43H253V38H252V36L250 35V34H248V31H246V30H251L252 29V27L254 26H252V24H254V23H257V21H259L258 22V24L257 25H260L259 27H261V28H263L262 27V24L261 23H263V26H264V0L262 1V0H216V2H215V0H187V3H186V0H179V3L178 4H180L181 3V5L183 4V5H186V4H188V5H186V6H194L193 5V3L194 4H198L199 3V7H198V5L196 6V10L198 9V8H203V9H199L198 11L200 12V13H198L197 11H195V12H197V14L196 15H194V11H193V9L189 6V7H186V6H184L183 8L182 7H180V8H182V9H175L176 10V12L174 11V9H173V5L174 4H176L178 1L176 0V2L174 3V4H172L171 2ZM183 1V2H182ZM201 1H203V3L206 5H204L203 6V4H202V2ZM231 1V2H230ZM246 1H248L247 3H246ZM159 2H160V4L161 5H159ZM191 2V3H190ZM198 2V3H197ZM228 2H230L229 4H228ZM235 2V3H234ZM185 3V4H184ZM201 3V4H200ZM234 3V4H233ZM4 4V7H5V4L6 5H9V7H13L14 9H13V11H15L16 10V14H17V16L20 18V17H22L23 16V9H25V7L23 8L22 7V3L20 2L19 4L18 3H16V0H0V17H1V15H2V13L5 11V9L3 8V5ZM164 4H165V9H164ZM181 5H179V6H181ZM218 5V6H217ZM175 6V5H174ZM194 6V7H195ZM202 6V7H201ZM214 6H215V8H214ZM246 6H248L247 8H245ZM198 7V8H197ZM171 10V12L170 11H167V10H169V9ZM175 8H177V6L175 7ZM184 8H185V10H184ZM187 8V9H186ZM188 8L190 9H192V11H193V15L192 16H190V18H188V23H190V24H188L189 25V27H188V25H187V22H185V25L183 26L182 25V23L180 22V20H176L175 21V18L176 19H180V17H178L179 15H177V17H176V14H179L181 11L180 10H184V11H187L188 10ZM205 8V9H204ZM245 8V9H244ZM239 9H241V10H239ZM249 9V11H247V10ZM177 10L178 11H180V12H177ZM245 10V11H244ZM257 10V11H256ZM100 10H97V9H89V10H87L85 13H84V15L82 16V19L83 20H85L86 22H89V23H93L96 19H99V18H102V15H101V13L99 12ZM165 11V12H164ZM174 11V12H173ZM184 11H182V12H184ZM25 12V11H24ZM242 12V13H241ZM166 13H168V14H166ZM175 13V14H174ZM252 13H253V15H252ZM256 13V14H255ZM173 15V17L171 16L170 17V15ZM175 15V16H174ZM258 15V17H257V19H256V17L255 16H257ZM191 17H193V18H191ZM173 19L172 21H171V19ZM170 20V21H169ZM251 21H254V23H252ZM177 23V25L175 24V23ZM170 23H173V24H175V25H173V27H171V26H169V25H171ZM179 25L181 26V27H179ZM252 26V27H251ZM167 27V28H166ZM176 27V28H175ZM178 28H181V30H183V32L180 30V29H178ZM184 28V29H183ZM187 28V30H185ZM246 29V30H245ZM143 31V33H144V35L146 34V38H145V40H146V42H145V46L141 49V48H139L138 49V52L139 53H135L134 51H136L137 52V50L136 49H134V47H132V44H134V41L136 40V36H134L133 34L134 33H137V32H140V31ZM185 30V31H184ZM191 30H193V31H191ZM195 30V31H194ZM244 30V31H243ZM168 31V30H167ZM241 31H243L244 32V34H245V32H247V34H246V36H243L242 34H243V32H241ZM15 32L16 31H14L13 30V28L12 27H8L7 29H6V34H7V37H9V38H12L13 37V35H15ZM181 32H182V34H181ZM132 33V34H131ZM193 33V34H192ZM242 33V34H241ZM122 34H126V35H129V36H127L128 38H120L121 37V35ZM114 35V36H113ZM248 35V36H247ZM130 36L132 37V38H130ZM224 38H223V37ZM223 39V40H220L221 38ZM236 38H237V40H236ZM130 39V40H129ZM200 39H202L201 40V42H203V43H200ZM240 39V40H239ZM187 40V39H186ZM198 40V41H197ZM218 40V41H217ZM130 41V42H129ZM220 41V42H219ZM122 42H124V43H122ZM132 42V43H131ZM0 43H2V41H0ZM190 43V42H189ZM124 44V45H123ZM159 44V45H158ZM201 44V45H200ZM84 45H89V43H84ZM115 45H117V47L115 46ZM144 45V44H143ZM183 45H185V46H183ZM203 45V46H202ZM218 45V46H217ZM221 45V46H220ZM251 45H252V47H251ZM0 46L2 47V44H0ZM116 47L115 49L113 48V47ZM154 46V47H155ZM158 46H159V48H158ZM205 46V47H204ZM214 46V47H213ZM235 46V47H234ZM139 47H142L141 45L139 46ZM164 47V46H163ZM183 47V48H182ZM201 47H202V49H201ZM225 47H226V49H225ZM251 47V48H250ZM134 50H133V49ZM162 48V47H161ZM160 48V49H161ZM215 48H217V49H219V50H217V49H215ZM252 48H254L253 50H252ZM1 49V48H0ZM163 49V48H162ZM223 49V50H222ZM251 49V50H250ZM209 50H212V51H209ZM229 50V51H228ZM179 51V52H178ZM203 51H205L204 53H205V55L206 56H204L203 57V55H204V53H203ZM208 51V52H207ZM218 51V52H217ZM220 51V52H219ZM1 52L3 53V49H1L0 50V57L2 58V54H1ZM102 52H104V53H102ZM106 52V53H105ZM134 52V53H133ZM211 52H212V54H211ZM216 52V53H215ZM241 52H243L242 53V55H241ZM248 54H247V53ZM251 52V53H250ZM118 53V54H117ZM120 53H122V54H120ZM134 55V56H132V54ZM208 53V54H207ZM213 53L215 54L214 56H213ZM245 53H246V56H248V55H250V56H248V57H246L245 56ZM103 54V55H102ZM135 54H136V56H135ZM137 54H139V55H137ZM166 54V53H165ZM185 54H188V55H190L189 57H188V55H186V60H184V56H185ZM226 54V55H225ZM108 55H111V54H108ZM121 55H123V56H121ZM208 55V56H207ZM224 55H225V57H224ZM244 55V57H246V58H244V59H242V56ZM119 56V57H118ZM121 56V57H120ZM126 56V57H125ZM138 56V57H137ZM165 56V55H164ZM129 57H131V58H129ZM135 57H137V58H135ZM192 57V58H191ZM1 58H0V60H1ZM126 58L128 59V61L126 60ZM133 58H135V59H133ZM216 58V59H215ZM122 59H123V62H122ZM129 59H133V60H131V62H130V60ZM141 59V60H140ZM190 59V60H189ZM228 59H230V60H228ZM124 60H125V62H124ZM206 60L208 61V62H206ZM243 60V61H242ZM245 60V61H244ZM262 60V63L261 62H259V67H261V69L262 70H264V61H263V58L261 59ZM182 61V62H181ZM242 61V62H241ZM102 62V63H101ZM118 62V63H117ZM133 62V63H132ZM181 62V64L179 65V63ZM185 62H190L189 63V65L187 64V66L185 65L186 63ZM215 62H217V64L215 63ZM106 63V64H105ZM125 63H127V64H125ZM130 63V64H129ZM185 63V64H184ZM213 63H215L214 64V66H213ZM124 64V65H123ZM206 64H209V65H206ZM210 64H212L211 65V69H209V67H206V66H210ZM99 65V66H98ZM104 65V66H103ZM127 65V66H126ZM185 65V66H184ZM206 65V66H205ZM233 65V66H232ZM128 66H130V67H128ZM179 66V67H178ZM182 66V67H181ZM215 66H218V67H215ZM99 67H100V69H99ZM104 67V69H102ZM159 67H161V68H159ZM183 67H185V69L183 68ZM186 67H188V68H186ZM201 67V68H200ZM226 67H228V69H231L230 71L228 70L227 71V68ZM148 68V69H147ZM158 68H159V70H160V73H161V76H160V74H159V70H158ZM181 68V69H180ZM206 71L207 70V72L206 73H204L205 71H203V69ZM206 68V69H205ZM97 69H98V71H97ZM164 69V70H163ZM197 70V72H200L199 73V76H201V77H198V74L197 73H195L196 72V70ZM202 69V70H201ZM225 69V70H224ZM233 69V70H232ZM100 70L101 71H103V72H100ZM146 70H144V71H146ZM158 70V71H157ZM186 70H188V71H186ZM209 70V71H208ZM223 70H224V72H223ZM236 70V71H235ZM138 71V72H137ZM161 71H163V73L161 72ZM201 71H203V72H201ZM235 71V73L237 72V74L235 75V73H233ZM241 71V72H240ZM249 71V72H248ZM156 72V73H155ZM227 72H230V74L229 75H227L226 73ZM99 73H101L100 75H99ZM127 73V72H126ZM138 73V74H137ZM194 73V74H193ZM246 73V74H245ZM134 74V75H133ZM156 74V75H155ZM197 74V75H196ZM240 74V75H239ZM243 74V75H242ZM186 75V77H184ZM195 75V76H194ZM139 78H138V77ZM156 77V79L157 78H159V77ZM222 76V77H223ZM235 76V77H234ZM248 76V77H247ZM133 77L135 78V79H133ZM184 77V78H183ZM197 77H198V79H197ZM141 78V79H140ZM195 78V79H194ZM230 78L229 79H227L228 81L230 80ZM231 78V79H232ZM248 78V79H247ZM77 79V80H76ZM80 79V80H79ZM131 79H133L132 81H136V80H140V82H138V81H136V83L134 82V84H133V82L131 81ZM185 79V80H184ZM192 79H194V80H192ZM241 79V78H240ZM79 81H80V83H79ZM145 81V80H144ZM200 81V82H199ZM232 81H233V79H232ZM231 80L229 81V83H231L232 82ZM242 81H244V77L241 79V82ZM81 82H85V84L84 83H81ZM196 82V81H195ZM210 82H212V84L210 83ZM78 83V84H77ZM140 83V84H139ZM142 83H143V85H142ZM174 83V82H173ZM179 83V84H178ZM178 83H176V86L178 87H180V90H179V92L176 94V96H178L179 97V95H180V93H182V90H181V85H182V83H180V82H178ZM183 83V84H184ZM242 83H244L245 84V82H242ZM80 84H82L83 86H81ZM178 84V85H177ZM78 85H80L78 88H77V86ZM140 85H142V86H140ZM70 86H72L73 88H71ZM86 86V85H85ZM84 86V87H85ZM128 86V88L130 89V87ZM213 86V87H212ZM215 86V87H214ZM234 86H236V85H234ZM99 87V86H98ZM141 87V88H140ZM233 87V86H232ZM97 89H100V87L99 88H97ZM142 89V90H141ZM211 89H212V91H211ZM78 90H76V91H78ZM136 93H135V92ZM79 92V91H78ZM145 92V91H144ZM215 92V91H214ZM214 92H213V94H214ZM135 93V94H134ZM149 93H150V91H149ZM242 93H244V90L242 91ZM241 93V97H243V95L244 96H247L246 98L245 97H243V99H247L249 96L247 95L248 93H244V94H242ZM77 94H79V93H77ZM137 94V95H136ZM250 94V93H249ZM11 96L10 98H13V100L15 101V99L17 98V95H15V96H13L14 95V92H12V93H8L7 94V96ZM74 95H76L75 96V98H72V97H74ZM90 95V96H89ZM207 95H210L211 97L209 98V100L210 101H208V99H207V97H209V96H207ZM261 96H262V98L261 99H263L264 98V93L262 94H260ZM6 96V95H5ZM8 96V97H9ZM135 96H137V98L135 97ZM207 96V97H206ZM8 97H6V98H8ZM96 97H95V99H96ZM196 97V98H195ZM9 98V99H10ZM73 100H72V99ZM194 98H195V101H194ZM9 99H7V101H9ZM116 99H118V98H115V101H114V99H112V103L113 102H115V104L117 103H119L120 102V100H116ZM136 99V100H135ZM147 99V98H146ZM12 99H11V101H13ZM89 100V101H88ZM94 101V102H92V101ZM74 101H73V103H74ZM263 101H264V99H263ZM89 102H91L90 103V105L89 104H87V103H89ZM95 102H98L97 104L95 103ZM137 102V103H136ZM93 103V104H92ZM135 103V104H134ZM134 104V105H133ZM141 104L139 105L140 107H141ZM98 105V106H97ZM163 105V106H162ZM77 106H79V107H76ZM90 106V107H89ZM131 108H130V107ZM133 106V107H132ZM162 106V107H161ZM207 106H208V109H210V111L208 112V114H207V116H202V114H203V112L205 111V108H207ZM88 109H87V108ZM161 107V108H160ZM175 107V108H174ZM77 110H76V109ZM128 108V109H127ZM160 108V109H159ZM170 108V109H169ZM174 108V109H173ZM212 108V109H211ZM130 109V110H129ZM133 109V110H132ZM156 109V110H155ZM162 109V110H161ZM214 109V110H213ZM131 110H132V112H131ZM158 110V111H157ZM164 110V111H163ZM172 110V111H171ZM86 111H87V113H86ZM89 111H91V112H89ZM164 112V114L162 113V112ZM206 111H208L207 109H206ZM124 112V111H123ZM122 112V113H123ZM131 112V113H130ZM188 112V113H187ZM91 113V114H90ZM156 113H158V114H156ZM174 115H173V114ZM177 113V114H176ZM92 114H93V116H92ZM104 114V115H103ZM167 114V115H166ZM169 114V115H168ZM172 114V115H171ZM101 115H102V117H101ZM109 115V114H108ZM156 115V116H155ZM164 115V116H163ZM178 115H179V117H178ZM70 116H71V118H70ZM78 116V117H77ZM88 116V117H87ZM106 116V117H105ZM168 116V117H167ZM175 116V117H174ZM237 116H239L240 117V115H237ZM92 119H91V118ZM93 117H94V119H93ZM104 117V118H103ZM153 117H155V118H153ZM161 117V118H160ZM165 117H166V119H165ZM170 117V118H169ZM179 119H178V118ZM218 117V118H217ZM238 117V118H239ZM78 118V119H77ZM79 118H80V120H79ZM106 118V119H105ZM158 118V119H157ZM160 118V119H159ZM172 118V119H171ZM241 118V117H240ZM72 119H74V120H72ZM88 119V120H87ZM89 119H91V120H89ZM103 119V120H102ZM107 119H109V120H107ZM153 119V120H152ZM163 119V120H162ZM237 119V120H236ZM82 120H83V122H84V124H82L83 122H82ZM115 120V121H114ZM154 120H155V122H154ZM174 122H173V121ZM74 121H75V123L77 124V125H79V127L76 125V127H78V129H75L74 127H75V123H74ZM177 121H178V123H177ZM183 121V120H182ZM44 123L42 124V129L44 128V131H47L46 130V126H47V122H46V120L45 121H43ZM81 122V123H80ZM99 122V123H98ZM118 122H119V126H118ZM150 122H153V123H155V124H152V123H150ZM158 122V123H157ZM87 123V124H86ZM107 123V124H106ZM112 123V124H111ZM161 123H163V125H160ZM174 123V124H173ZM57 124H59V123H57ZM98 124V125H97ZM101 124V125H100ZM44 125V126H43ZM46 125V126H45ZM93 125V126H92ZM105 125H106V127H105ZM113 125V126H112ZM115 125V126H114ZM123 126L124 125V129H122L123 127H120V126ZM141 126V127H139V126ZM145 127H143V126ZM148 125V126H147ZM156 125H158V126H156ZM211 125V126H210ZM237 125H239V126H237ZM81 126V127H80ZM86 128H85V127ZM88 126V127H87ZM99 126H100V128H99ZM139 128H141L140 129V131L141 132H139V129H138V127ZM147 126V127H146ZM176 126H174V127H176ZM48 127V126H47ZM65 127V128H64ZM117 127H119V128H117ZM153 127V128H152ZM155 127H157V128H155ZM159 127V128H158ZM164 127V126H163ZM240 127V128H239ZM49 128V127H48ZM47 128V129H48ZM89 128V129H88ZM105 128V129H104ZM117 128V129H116ZM149 130H148V129ZM213 128V129H212ZM216 130H215V129ZM67 129V130H66ZM102 129L104 130V132L102 131ZM148 130V132L150 133H148V135L145 133V131H147ZM152 129V130H151ZM210 129V130H209ZM222 129H223V131H226V133H224V134H222L223 132H222ZM69 130V131H68ZM80 130V131H79ZM122 130H123V132H122ZM142 130H144V132H142ZM217 131V132H214V131ZM67 131V132H66ZM108 131H109V136H108ZM113 133H112V132ZM156 131H158V132H156ZM208 131H210V132H208ZM219 131H221V133L219 132ZM60 132V133H59ZM100 132H102V134L100 133ZM117 132V134H118V132L120 133V135H117V134H115ZM213 132V133H212ZM229 132V133H228ZM74 133V134H73ZM99 133V134H98ZM103 133H106L107 134V136L106 135H104ZM125 133L127 134V135H125ZM145 133V134H144ZM154 133V134H153ZM159 134V135H157L156 136V134ZM209 133H211V135L213 136H210V134ZM220 135V138H219V135ZM41 134H43L42 132H41ZM41 134H39V137H38V139L40 140V142L41 141H43V136L41 135ZM72 134V135H71ZM78 134V135H77ZM153 134V135H152ZM222 134V135H221ZM74 135V136H73ZM100 135V136H99ZM104 135V137H102ZM147 135V136H146ZM152 135V136H151ZM184 135V136H185ZM42 136V137H41ZM77 136L79 137V138H77ZM98 136V137H97ZM119 136V137H118ZM136 136H137V138H136ZM150 136V137H149ZM224 136V138H227V139H223L222 137ZM102 139V141H101V139ZM108 137V138H107ZM111 139H110V138ZM114 137V138H113ZM116 137H118V139H119V143H118V139L116 138ZM144 137V138H143ZM217 137V138H216ZM42 138V139H41ZM96 138V139H95ZM98 138L100 139L99 141H101V143L100 142H98ZM104 138H107V139H105L108 143H106L105 142V140H104ZM210 138H213V139H211V140H213V142H211V140H210ZM58 139L60 140V141H58ZM108 139H109V141H108ZM115 139V140H114ZM94 140H97V143H96V141H94ZM117 140V141H116ZM209 140V141H208ZM216 140H220L219 142H216ZM110 141H112V142H110ZM136 141V142H137ZM144 141V142H143ZM39 142V141H38ZM37 142V144H39ZM79 142V143H78ZM104 142V143H103ZM140 142V143H139ZM224 142H225V144H224ZM42 143V142H41ZM111 143V144H110ZM208 143V144H207ZM213 143H215L214 145V147H213ZM216 143H218V144H216ZM99 144H103V146L104 147H106V148H104L103 146V148L101 147V145L98 147V148H96V146H98ZM104 144H107V145H104ZM120 144V145H119ZM136 144V143H135ZM139 144V145H138ZM162 144V145H161ZM223 144H224V146H223ZM60 145H61V147H60ZM57 146H58V148H57ZM121 146V147H120ZM209 146H207L208 147V149H209ZM154 147V148H153ZM181 148V149H179V148ZM156 148V149H155ZM162 148V149H161ZM178 148V149H177ZM212 148V149H211ZM214 148H215V150H214ZM103 149V150H102ZM114 149V151H112ZM150 149V150H149ZM188 149V150H187ZM219 149V150H218ZM95 150H97L96 151V153H95ZM117 150V151H116ZM136 150V151H135ZM177 150H179V151H177ZM108 151V150H107ZM108 151V153L110 154V152ZM103 152V153H102ZM184 152V153H183ZM210 152V154H208ZM216 152V153H215ZM219 152V153H218ZM215 153V154H214ZM91 154H93V155H91ZM94 154H96L95 156H94ZM108 154V155H109ZM150 154H152V155H150ZM192 154H195L193 151H192ZM191 154V155H192ZM212 154V155H211ZM6 155H8V156H6ZM6 155H4V156H2L3 157V159L2 160H4L3 161V163L5 162V161H7V159H9L10 158V155H9V153L8 154H6ZM5 156H6V159H5ZM94 156V157H93ZM223 156V157H222ZM262 156H263V158H262ZM171 157H173V158H171ZM208 159L207 160H209L210 158H209V156H206ZM96 158V159H95ZM108 158V159H107ZM258 158V162L256 161V159ZM261 158V159H260ZM164 159V160H163ZM182 159V160H181ZM212 160H213V162L215 163V165L213 164L212 165V163L210 164V162L208 161V163L209 164H207L208 166H210V167H208L207 168V173L206 174H210V175H219V174H214V171L215 172H218V171H223V172H220V174L222 173L223 174V176H225V177H228V178H225V177H223L222 175V177L221 176H214L216 179H217V177H218V179L220 180H218L219 182H221V181H223L224 180V183L223 182H221V183H219L217 180H216V183L218 182V186H216V183H215V187L216 188H218V189H216V194L217 195H219L220 193L217 191V190H219L220 192H222L221 190H220V186H221V188H224L225 186V188L230 192V190H231V192H233V190H234V188H232L233 187V185L234 184H236V185H238V184H240V181L241 180H239V176L242 174V170L240 169V172H239V168H243V167H235V169H228V165H229V162H228V159L227 158H225V160L228 162V163H226V161H224V159H223V161H222V166H224L225 168H223L222 166H220V165H218V162H217V159L216 158H211ZM259 159H260V161H259ZM10 160V159H9ZM53 160V161H52ZM97 160V161H96ZM108 160H110V161H108ZM162 162H161V161ZM173 160V161H172ZM187 160V158H185V161ZM216 160V161H215ZM169 161V162H168ZM177 161V162H176ZM189 161H191V157H190V160ZM95 162V163H94ZM97 162H99L98 164H97ZM107 162V163H106ZM192 162V161H191ZM216 162H217V164H216ZM260 162V163H259ZM101 163V164H100ZM102 163H104V164H102ZM111 163H112V165H111ZM172 163V164H171ZM179 163H181V164H179ZM182 163H183V165H182ZM196 163V164H195ZM198 163V164H197ZM224 163H226V164H224ZM256 163H258L260 166H258ZM193 164H195L197 167L199 166V168H196L195 167V165H193ZM224 164V165H223ZM228 164V165H227ZM97 165H99L98 167H97ZM101 165L103 166V168L101 167ZM159 167V169H158V167ZM171 165H173L174 167H172ZM176 165V166H175ZM212 165V166H211ZM252 165V163H250V166H251V168H253L254 166ZM169 166H171L170 168H171V170L170 171H173V173H169V174H166L167 173V171H168V169H166V168H169ZM181 166V167H180ZM215 166H216V168H215ZM155 167H157V168H155ZM180 167V168H179ZM213 169H212V168ZM94 168V169H93ZM99 168H102V170L101 169H99ZM161 168V169H160ZM175 168V170H173ZM229 168H230V166H229ZM254 168V169H255ZM94 170V172H93V170ZM165 169H166V171H165ZM182 169V170H181ZM201 169V173L203 172V170ZM209 169V170H208ZM215 169H217V170H215ZM224 169V170H223ZM257 169V168H256ZM90 170V171H89ZM101 170V171H100ZM108 170H111V171H108ZM164 170V171H163ZM177 170V171H176ZM186 172H185V171ZM188 170V171H187ZM212 170V171H211ZM84 171H86L84 174H83V172ZM89 171V172H88ZM113 171V172H112ZM211 173H210V172ZM88 172V173H87ZM169 172V171H168ZM180 172H182L181 174H180ZM185 172V173H184ZM231 172V173H230ZM87 173V174H86ZM104 173V174H105ZM154 173H155V171H154ZM158 173V174H157ZM163 173V174H162ZM165 173V174H164ZM183 173H184V175H183ZM238 173H240V174H238ZM104 174H102V175H104ZM208 174V175H209ZM65 175H67V176H65ZM85 175V176H84ZM98 175V176H99ZM138 175H137V179L138 178H140V179H142L141 177H138ZM162 175V176H161ZM230 175H232V176H236V178H234V181L235 182H231L230 183V180L231 181H233L232 179V177L230 176ZM238 175V176H237ZM55 176H56V178H55ZM64 176V177H63ZM81 176L82 177H84V178H81ZM140 176V175H139ZM159 176V175H158ZM182 176V177H181ZM253 176V175H252ZM252 176H251V178H252ZM58 177V178H57ZM62 178V179H60V178ZM68 177V178H67ZM70 177V178H69ZM97 177V176H96ZM177 177V178H176ZM187 177V176H186ZM229 177H231V178H229ZM237 177H239V178H237ZM254 178H257V177H259L260 178V175H257V177L256 176H253ZM86 178H89V179H87V181L85 182V179ZM95 178V177H94ZM99 178H101L100 176H99ZM99 178L97 177V179L95 178L94 179V181H92V183H90V185L92 184V187L94 186V185H96L97 183H94L93 184V182H95L96 180V182H98L99 181ZM115 178V179H114ZM183 178V179H184ZM212 178V177H211ZM221 178H223V180L221 179ZM250 178V179H251ZM259 178H257L258 180H256V179H251V180H253L252 182L253 183H251V185L252 184H254L255 182H256V184H255V187L257 186V185H260V182L258 183V181H259ZM57 179V180H56ZM59 179V180H58ZM83 179V180H82ZM140 179H138V184L139 183H141L142 181L144 182L145 180H141V182H140ZM170 179V180H169ZM175 179V180H174ZM183 179H181V180H183ZM230 179V180H229ZM239 181H238V180ZM250 179H249V181H250ZM66 180V181H65ZM69 180V181H68ZM72 180V182H70ZM79 180V181H78ZM81 180H82V182H83V184H81ZM152 180V181H151ZM212 180L213 181H215L213 178H212ZM212 180H210L211 182H212ZM225 180H226V182H225ZM227 180H229V182L227 181ZM59 181V182H58ZM61 181V183H63ZM90 181V182H91ZM116 181V182H115ZM156 181V182H155ZM175 181V182H174ZM238 181V184L236 183ZM248 181V184L250 183ZM78 182V183H77ZM80 182V183H79ZM123 182V183H122ZM132 182V183H131ZM211 182H209V183H211ZM242 182V181H241ZM73 183V184H72ZM85 183V184H84ZM99 183V182H98ZM115 183V184H114ZM129 183V184H128ZM134 183V184H133ZM146 183V182H145ZM156 183V184H155ZM173 183H174V185H173ZM213 183V182H212ZM226 183H227V185H226ZM228 183H230V184H232V187H230V184H228ZM258 183V184H257ZM71 184V185H70ZM81 184V185H80ZM114 184V185H113ZM223 185V187H222V185ZM83 185V186H82ZM113 185V186H112ZM220 185V186H219ZM236 185H234V187L236 186ZM251 185H249V186H251ZM86 186V187H85ZM151 186H153V188L151 187ZM156 186V187H155ZM209 186L212 188H214V186H213V184L212 185H210L209 184ZM228 186V187H227ZM253 186V185H252ZM85 187V188H84ZM112 187V188H111ZM114 187V188H113ZM159 189H158V188ZM208 187V186H207ZM206 187V188H207ZM254 186H253V188H255ZM84 188V189H83ZM206 188L204 189V191H206V193H207V195L205 194V197H208V196H212L213 194L212 193H214V197L218 200L220 197L219 196H222L221 198H223V196H225V195H227L228 197L226 198V196L224 197V199H223V201H224V203L222 204L221 202H219V201H221L220 199L215 203V202H211V203H213L212 205H208V204H210V202L209 201H207L206 200V198L204 199L205 201H203V202H205V203H202L201 201V203L199 202V204H198V202H196L195 203V206H196V208H197V210L199 211V213L202 215H200V214H197V220L193 223V226L195 227H193V231H194V229H195V234L194 235H196V233H199L198 231H200V229H201V232L203 233V231H205L208 227H210L211 225H212V221L211 220H213V219H211V218H213L212 216L213 215H215L216 213L215 212H218V210L216 209V208H219V209H221L220 210V215H221V217L222 218H224L223 219V222H224V220L225 221H227L228 223H237V224H242L243 225V227H246L247 229V231H249V234H250V238H252V239H254L255 238V236H258L257 234H260L262 237H264V214H260V213H258V211H254V209L253 208H255V206H253L252 207V202H254V199L253 198H255V197H257V196H255L254 197V195H253V193H251L252 194V196H253V198L251 197V195H249V193H248V196L249 197H251L250 198V203H249V201L248 200H246V203H241V204H239V203H231V200H233V198L235 197L234 195H233V193H231L230 192V194H231V197H230V195L228 194V191L226 192V189L224 190V189H222L223 190V192L222 193H224V194H222L221 193V195H219L218 196V198H217V195H215V191L213 192V190L214 189H212L211 190V188H209L210 190H211V192L210 191H208V190H206ZM258 188H260V187H257V188H255V189H250L252 192L255 190V192L254 193H258L257 191L259 190ZM115 189V190H114ZM132 189V190H131ZM90 190V191H89ZM263 190V191H262ZM88 191V192H87ZM111 191H112V193H111ZM204 191L202 192V194H204ZM78 192V191H77ZM117 192V193H116ZM172 192V193H171ZM262 193V196L260 195L261 193ZM260 192L258 193L259 194V196H261V198H262V201H261V203H264V189L262 188L261 190H260ZM85 193V194H84ZM171 193V194H170ZM212 195H211V194ZM219 193V194H218ZM247 193H246V195H247ZM6 195L8 194V193H5ZM70 194V193H69ZM91 194V195H90ZM111 194H114L113 196H111ZM119 194V195H118ZM124 194V195H123ZM132 194V195H131ZM164 194V195H163ZM68 194H66V196H67ZM71 195H73L72 194V192H71ZM70 195V196H71ZM87 195V196H86ZM110 195V196H109ZM163 195V196H162ZM70 196H68V197H70ZM92 196V197H93ZM114 196H115V198H114ZM129 196V197H128ZM133 196V197H132ZM172 196V197H171ZM234 196V197H233ZM90 197V198H89ZM110 197H111V201H110ZM126 197V198H125ZM132 197V198H131ZM213 197V196H212ZM73 198V197H72ZM226 198V199H225ZM232 198V199H231ZM245 198H246V196H245ZM244 198V199H245ZM259 198V197H258ZM261 198H259V199H261ZM68 199V198H67ZM69 199H71V197L69 198ZM69 199L67 200L68 202H69ZM112 199H116L115 200V202H114V200H112ZM130 199H131V201H130ZM134 199V201L132 202V200ZM228 199H231V200H228ZM235 199V198H234ZM247 199H249L248 197H247ZM252 199H253V201H252ZM258 199V200H259ZM6 201L8 200L7 198L5 199ZM5 200H3V201H1L2 203L4 202V204H5ZM71 200H73V199H71ZM103 200V199H102ZM118 200H121V201H118ZM122 200H124V201H122ZM129 200V201H128ZM163 200H164V203H163ZM227 200V201H226ZM258 200H256V201H258ZM9 201V200H8ZM74 201V200H73ZM90 201H92L91 203H90ZM113 201V202H112ZM127 201L130 203H128L129 204V206H128V204H127ZM168 201V202H167ZM230 201V202H229ZM252 201V202H251ZM72 202V201H71ZM96 202H98L97 203V205H98V207L96 206ZM107 204H106V203ZM123 202V203H122ZM161 202V203H160ZM227 202H229V203H227ZM233 202V201H232ZM244 202H245V200H244ZM248 202V203H247ZM258 202H260V200L258 201ZM70 203V202H69ZM73 203V202H72ZM93 203V204H92ZM163 203V204H162ZM8 204V206L10 205L8 202H6V204L4 205L5 207H7L6 205ZM106 204V206H103V207H101V205H105ZM111 204V205H110ZM220 204V205H219ZM1 205V204H0ZM70 205H71V203H70ZM92 205V206H91ZM110 205V206H109ZM125 205H127L128 206V208H127V206H125ZM157 205V206H156ZM160 205V206H159ZM213 205H215V207H213ZM222 205V207H220ZM225 205V206H224ZM239 205H242V206H239ZM4 206H3V204L1 205V207H0V209L1 210H3V208H4ZM91 206V207H90ZM95 206V208H92V207H94ZM109 206V207H108ZM125 206V207H124ZM158 206H159V208H158ZM211 206V207H210ZM250 206H251V209H253V212L255 213V214H253V212H252V210H251V212H252V214H250V216H252V218H248L246 215L248 214V212L250 211ZM105 207V208H104ZM109 209H108V208ZM129 207H131L130 208V210L132 209L133 211H131V212H128V211H126V209L128 210L129 209ZM176 207V206H175ZM205 207V209H208V211H205V209H203V208ZM208 207H210L211 209H209ZM213 207V208H212ZM249 207V211H248V208ZM102 208V209H101ZM123 208H126V209H123ZM215 208V209H214ZM7 209H8V207H7ZM95 210V212H93L94 210ZM96 209H97V211H99V212H97L96 211ZM104 209V210H103ZM111 210V211H108V210ZM156 209V210H155ZM162 209V210H161ZM214 210L213 212H214V214H212V211L211 210ZM4 210H5V208H4ZM107 210V211H106ZM129 210V211H130ZM155 210V211H154ZM160 210V211H159ZM201 210H203V211H201ZM216 210V211H215ZM246 210V211H245ZM255 210H256V208H255ZM124 211V212H123ZM136 213H135V212ZM93 212V213H92ZM100 212H103V213H100ZM110 212V214L108 215V213ZM126 212H128V213H126ZM203 212V213H202ZM247 212V213H246ZM14 214H12V216L8 219V218H6V221H5V219H4V224H5V227L6 228H8V230H9V226L10 227H12L13 225V223H15L14 222V220H15V212H13ZM104 213H105V215H104ZM160 213V214H159ZM164 213V212H163ZM225 213V214H224ZM258 213V214H257ZM124 214V215H123ZM127 216H126V215ZM132 216H131V215ZM135 214H137V215H135ZM107 215V216H106ZM131 216V217H129L128 218V216ZM135 215V216H134ZM120 216V217H119ZM124 216V217H123ZM200 216V217H199ZM227 216V217H226ZM246 216V217H245ZM249 216V215H248ZM8 217V216H7ZM113 217V219H109V220H111V221H113V223L115 224H113L111 221V226L109 225L110 223H109V220H107L108 218H112ZM136 217H138V219L136 218ZM229 217V218H228ZM244 217V218H243ZM14 218V219H13ZM105 218V219H104ZM121 218V219H120ZM128 218V219H127ZM137 220H135V219ZM161 218V220L159 221L158 219H160ZM199 218H200V220H199ZM12 219H13V223H12ZM103 220V222L101 221V220ZM135 221H134V220ZM249 219V220H248ZM30 220H32V219H30ZM30 220H29V222H30ZM106 220V221H105ZM133 220V221H132ZM123 221V222H122ZM152 221V222H153ZM230 221V222H229ZM236 221V222H235ZM241 221H243V222H241ZM246 221V222H245ZM28 222V221H27ZM25 223V224H30V223ZM33 222V221H32ZM31 222V223H32ZM100 222H102V223H100ZM116 222V223H115ZM122 222V223H121ZM226 222V223H227ZM105 223V224H104ZM106 223L108 224V226L106 225ZM118 223H120V224H118ZM162 223V224H161ZM225 222H224V224H226ZM227 223V224H228ZM103 224H104V226L106 227H113L112 229L111 228H108L107 229V227L106 228H100V226L102 227L103 226ZM112 224H113V226H112ZM226 224V225H227ZM244 224H246V225H244ZM100 225V226H99ZM119 225V226H118ZM26 226V225H25ZM27 226H29V227H27ZM26 227H24V229L25 230H27V228H28V231H26L27 233H29V231H30V226L31 225H27ZM32 226H33V223H32ZM31 226V227H32ZM103 226V227H104ZM160 226V227H159ZM164 226V227H163ZM248 226V227H247ZM114 227H116V228H114ZM119 227H121V228H119ZM212 227V226H211ZM157 228H160V229H157ZM166 228V229H165ZM199 228V229H198ZM107 229V230H106ZM198 229V230H197ZM208 229H210V228H208ZM99 230V231H98ZM105 232H104V231ZM112 232H111V231ZM177 230V229H176ZM175 230V233L173 234V241L175 242V241H179V244H184V242L186 243V244H184L185 246L187 245V246H189V245H191V243H192V241L194 242V240H193V231L191 230V232H192V241H191V239H189V240H187L188 242H186V241H184V240H186V238L187 237H185V236H183V234H181L180 233V230H177L176 231ZM197 230V231H196ZM252 232H251V231ZM96 231H98V233H96ZM114 231V232H113ZM161 233H160V232ZM207 231V230H206ZM25 231H24V233H26ZM99 232H100V235H99ZM104 232V233H103ZM168 233V234H167ZM206 233V232H205ZM252 233V234H251ZM254 233V234H253ZM97 234H98V236H97ZM119 234V233H118ZM204 234V233H203ZM249 234L247 235V236H249ZM102 235H103V237H102ZM161 235V236H160ZM254 236V237H251V236ZM116 236H117V234H116ZM155 236V235H154ZM155 236V237H156ZM100 237V238H99ZM166 238V240H164V239H161V238ZM185 237V238H184ZM259 237V236H258ZM261 237V238H262ZM102 238V239H101ZM189 238V237H188ZM191 238V237H190ZM130 239V238H129ZM184 239V240H183ZM131 240V239H130ZM204 241L202 242V240H201V243H200V241L198 242V244H199V246L197 247V249L199 250V252L201 251V249L203 250L202 252V256H198V258L200 259V261L199 262H203L204 264H246V261H245V257H244V255H247L248 253H249V250L251 249V248H249L248 249V251L246 250V252H245V254H244V252L242 251V250H237V252L235 251V250H229L228 249V247H226V246H228V245H226L225 246V244L223 243H221V244H219L220 243V239L217 237V236H210V237H206L205 239H203ZM228 240V239H227ZM226 240V241H227ZM229 240H231V239H229ZM126 241H128V242H126L128 245H126V246H128V248H132L133 247V244L132 245H130L132 242H133V240H131V241H129L128 240V238L126 239ZM161 241H164V244H163V242H161ZM222 242V241H221ZM226 244H227V242H225ZM134 244H135V240H134ZM194 244V243H193ZM192 244V245H193ZM196 244V243H195ZM198 244H196V245H198ZM202 244H203V246L204 247H202ZM54 244H52L51 245V249H50V252H52V253H54L55 251H56V249H57V246H55ZM191 247V246H190ZM200 247H201V249H200ZM55 249V250H54ZM186 250V251H185ZM184 251H185V253H184V251H182V254H181V256L183 257V255H186V258H188V256H187V254H189V252L191 253V251H188L187 250V247H186V249H185ZM228 250V251H227ZM187 251H188V253H187ZM251 251V250H250ZM166 252H167V254H166ZM198 252V253H199ZM227 252V253H226ZM184 253V254H183ZM187 253V254H186ZM201 254V253H200ZM227 254V255H226ZM244 254V255H243ZM199 255V254H198ZM228 256V257H227ZM232 256H233V258H232ZM236 257V258H235ZM164 258V259H163ZM181 258V257H180ZM239 258V259H238ZM50 259H53V258H50ZM185 260V262H184V260ZM54 260V259H53ZM164 260V261H163ZM181 260V259H180ZM182 262L183 263H186V261H187V259H185V258H182ZM188 260H190V254H189V259ZM58 262V260L55 258V260L54 261H52L51 260V262L49 261V259L47 260V262H49L50 264H57L56 262ZM161 261V262H160ZM232 261H233V263H232ZM236 261V262H235ZM244 261V262H243ZM179 262V261H178ZM177 262V264H179ZM188 262H190V261H188ZM48 263V264H49ZM162 263V264H163ZM202 263V264H203ZM187 264H189V263H187ZM256 264V263H255Z\"/></svg>", "mask_w": 264, "mask_h": 264}]
</instances>
